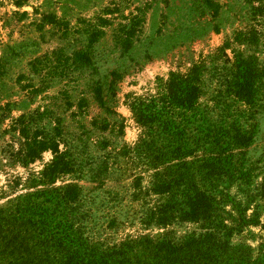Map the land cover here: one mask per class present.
<instances>
[{
  "label": "rangeland",
  "instance_id": "1",
  "mask_svg": "<svg viewBox=\"0 0 264 264\" xmlns=\"http://www.w3.org/2000/svg\"><path fill=\"white\" fill-rule=\"evenodd\" d=\"M69 185L70 240L4 218ZM0 209V264H264V0H0Z\"/></svg>",
  "mask_w": 264,
  "mask_h": 264
},
{
  "label": "trees",
  "instance_id": "2",
  "mask_svg": "<svg viewBox=\"0 0 264 264\" xmlns=\"http://www.w3.org/2000/svg\"><path fill=\"white\" fill-rule=\"evenodd\" d=\"M23 1L24 0H18V4L22 3ZM189 79L191 78L188 77L185 79V81H190ZM182 82L183 80H180L179 76L173 75V78L170 83V89L172 92L171 98L173 99L171 100V102L176 103L177 105H182L184 107H189L196 102L198 92L195 86L190 85L183 90L180 89ZM166 109L167 107L165 106L164 112ZM140 111L141 116H143V122H157L158 114H155L152 111H147L146 109ZM163 122L165 123V121ZM49 142L50 141L48 140L42 141L40 142V145H37V147H34L33 144L29 143L27 145L28 148L26 149V156L31 160H34L42 151L46 150L49 147ZM79 190V187L76 185H69L61 189L51 190V204L54 205V209H52V212L50 207L44 206L38 209L37 205L34 202L28 200L26 203L19 202L18 204L14 205L10 213L4 212L2 209H0V218L7 213L4 218L10 217L13 220L19 219L20 221H23V223L28 222V225L25 227V229H27L29 232L37 229L40 230L42 233L50 235H52V233L54 234L55 232H58V234H63L58 238L67 237L70 240L71 236L75 233V224L73 223V221L51 217L52 214H56V217L58 214H60L57 211L58 207H60L62 211L68 209L71 210L70 203L75 202L77 200L79 196ZM47 194H49V192H47ZM192 197L193 196L190 195L187 201L185 202L187 205L186 214L189 217L192 215H198L202 212V210L204 212H208V209L210 207V199L207 195L201 193L200 195H196L194 198ZM40 209L42 210V214L40 215L41 217L38 219L36 218L35 214ZM70 244L73 245V243ZM71 245L69 246L70 250L67 253V256L63 258L62 264H75L76 262H78V260H80L79 258L81 257V254H79L78 250Z\"/></svg>",
  "mask_w": 264,
  "mask_h": 264
}]
</instances>
